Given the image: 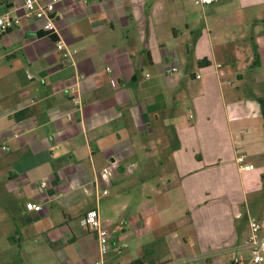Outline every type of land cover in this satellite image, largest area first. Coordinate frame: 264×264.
Instances as JSON below:
<instances>
[{"label":"crops","instance_id":"crops-1","mask_svg":"<svg viewBox=\"0 0 264 264\" xmlns=\"http://www.w3.org/2000/svg\"><path fill=\"white\" fill-rule=\"evenodd\" d=\"M183 4L61 0L56 35L0 32V264H232L264 230V0L200 4V28Z\"/></svg>","mask_w":264,"mask_h":264},{"label":"built area","instance_id":"built-area-1","mask_svg":"<svg viewBox=\"0 0 264 264\" xmlns=\"http://www.w3.org/2000/svg\"><path fill=\"white\" fill-rule=\"evenodd\" d=\"M61 0H23L21 6L14 10V15L0 16V32L6 33L13 27L19 25L20 20L24 18L35 17L42 22L41 30L47 36H54L57 33L56 23L60 18V13L57 11V4ZM197 4H209L212 0H198ZM56 49L62 53L63 58H72L76 52L69 51L63 41H56ZM178 69L172 68L169 73L177 72ZM29 78L31 76L29 75ZM199 78V76H195ZM1 150L8 151L7 147H2ZM237 163L244 161V156L236 158ZM244 170H252L251 165L243 167ZM47 186V180H42L38 184L40 189ZM41 205L37 203H25L26 211L39 212ZM80 224L92 231L97 239L98 248L101 257H104L109 248V233L103 226L97 210H90L82 215ZM248 234L244 242L235 248L236 255L232 260V264H261L264 261V230L261 222L250 216L247 219ZM195 258H180L172 264H194Z\"/></svg>","mask_w":264,"mask_h":264},{"label":"rangeland","instance_id":"rangeland-1","mask_svg":"<svg viewBox=\"0 0 264 264\" xmlns=\"http://www.w3.org/2000/svg\"><path fill=\"white\" fill-rule=\"evenodd\" d=\"M183 1L184 4L181 6V11L182 9H184L183 13L187 14V17L189 19L191 18V25H196L200 28L201 27L200 25H202L203 16L206 15V12H203L201 7L199 6L200 4H197V2H199L198 0H183ZM233 82L235 85H238L237 75L233 77ZM137 197H139L138 194ZM170 216L174 218L173 214ZM161 242H163V238L161 239Z\"/></svg>","mask_w":264,"mask_h":264},{"label":"trees","instance_id":"trees-1","mask_svg":"<svg viewBox=\"0 0 264 264\" xmlns=\"http://www.w3.org/2000/svg\"><path fill=\"white\" fill-rule=\"evenodd\" d=\"M258 102H259V104L261 106V112H262V115L264 117V97L263 98H259Z\"/></svg>","mask_w":264,"mask_h":264}]
</instances>
